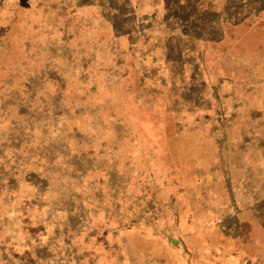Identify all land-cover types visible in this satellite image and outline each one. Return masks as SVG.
<instances>
[{
  "label": "rangeland",
  "instance_id": "1",
  "mask_svg": "<svg viewBox=\"0 0 264 264\" xmlns=\"http://www.w3.org/2000/svg\"><path fill=\"white\" fill-rule=\"evenodd\" d=\"M0 264H264V0H0Z\"/></svg>",
  "mask_w": 264,
  "mask_h": 264
}]
</instances>
